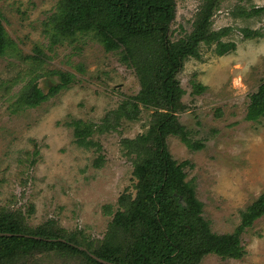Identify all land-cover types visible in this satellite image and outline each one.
<instances>
[{
  "label": "rangeland",
  "instance_id": "rangeland-1",
  "mask_svg": "<svg viewBox=\"0 0 264 264\" xmlns=\"http://www.w3.org/2000/svg\"><path fill=\"white\" fill-rule=\"evenodd\" d=\"M60 1L0 0L2 26L18 48L0 56V207L20 211L31 228L50 220L53 231L79 233L96 243L109 228L120 195L135 194L138 158L123 140L146 134L155 109L138 102L132 119L123 117L114 129L86 136L92 146L76 143L67 123L97 126L124 101L132 102L141 86L117 53L92 35L54 43L48 22ZM174 2L172 41L193 30L202 5V0ZM208 22L210 31L230 28L222 40L234 42L235 50L217 56L214 45L201 44V57L188 58L175 76L184 91L176 121L201 146L189 148L177 134L164 142L173 160L188 162L185 179L193 181L209 230L234 234L241 213L264 193V116L245 119L249 95L264 81V0H218ZM245 28L259 34L244 37ZM52 70L72 74L69 86L33 107L21 102L22 92L30 94L35 84L47 94L51 81L45 74ZM198 84L205 89L196 91ZM239 239L241 258L210 253L199 264H264V215ZM27 264L74 262L43 253Z\"/></svg>",
  "mask_w": 264,
  "mask_h": 264
},
{
  "label": "trees",
  "instance_id": "trees-1",
  "mask_svg": "<svg viewBox=\"0 0 264 264\" xmlns=\"http://www.w3.org/2000/svg\"><path fill=\"white\" fill-rule=\"evenodd\" d=\"M217 3L218 0H202L193 30L175 41L169 35L174 0L58 3L54 18L48 22L54 43L71 36L92 35L106 51L117 53L119 61L134 71L141 86L132 102L124 101L117 110L106 114L101 124L67 123L73 128L76 143L92 146L86 136L114 129L123 117L132 119L138 114V102L153 107L154 117L146 134L123 140L128 153H135L138 158L133 170L135 194L120 195L118 210L102 239L94 243L79 233H65L57 228L53 231L50 220L31 228L20 211L9 212L0 207V264H27L35 254L43 253H57L74 264H103L97 258L112 264H199L210 253L224 259L242 257L239 234L264 215V193L241 213V225L234 234L212 233L202 217L203 204L195 196L193 181L185 179L188 162L173 160L164 142L167 135L177 134L187 147L201 146L192 143L189 132L176 121L178 101L184 91L175 76L188 58L201 57V44L214 45L217 56L235 50L234 42L222 40L230 28L210 31L208 21ZM245 29L241 31L244 37L259 34ZM9 51L15 53L18 48L4 30L0 15V56ZM45 75L51 81L47 94L35 84L30 94L26 89L22 92L21 102L33 107L73 80L72 74L62 71L52 70ZM202 89L205 88L198 84L196 91ZM263 116L264 81L249 95L245 119L258 121ZM61 238L65 241L58 240Z\"/></svg>",
  "mask_w": 264,
  "mask_h": 264
},
{
  "label": "water",
  "instance_id": "water-1",
  "mask_svg": "<svg viewBox=\"0 0 264 264\" xmlns=\"http://www.w3.org/2000/svg\"><path fill=\"white\" fill-rule=\"evenodd\" d=\"M180 200H181V199H180ZM94 258H96V257H94ZM97 260H98L99 262L103 263V264H112V263H108V262H106V261H104V260H101V259H98V258H97Z\"/></svg>",
  "mask_w": 264,
  "mask_h": 264
}]
</instances>
